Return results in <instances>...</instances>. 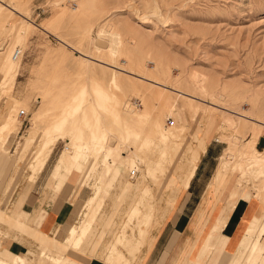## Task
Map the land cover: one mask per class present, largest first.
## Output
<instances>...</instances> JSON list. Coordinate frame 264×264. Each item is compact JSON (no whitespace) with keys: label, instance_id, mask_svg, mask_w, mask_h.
Instances as JSON below:
<instances>
[{"label":"rangeland","instance_id":"374dc122","mask_svg":"<svg viewBox=\"0 0 264 264\" xmlns=\"http://www.w3.org/2000/svg\"><path fill=\"white\" fill-rule=\"evenodd\" d=\"M0 6V44H7L6 49H0L5 50L0 55V197L4 199L0 202V217H5L0 219L2 223L10 225L7 218L12 216L16 229L31 230L30 224L38 219L37 212L31 222L20 210L21 197L11 209L19 191L15 185L24 172H30V181L32 174L36 173V178L55 149L50 162L54 165L40 195L43 198L50 195V201L58 206L69 203L75 216L85 199L91 197L93 201L83 222L76 221L68 229L89 226L88 231L94 232V238L98 237L96 250L101 247L105 251V261L123 231L134 232L137 227L139 231V222L142 226L149 225L151 213L160 210L172 189L181 193L188 187L206 142H213L222 155L215 161L218 165L207 195L218 201L230 177L232 183L210 227L205 226L207 220L202 208L203 215L194 228L208 229L204 236L197 237L199 245H194L188 253V264L200 249L202 263L206 264H230L236 258L238 264H264V0H0ZM20 20L26 21L27 26L24 25L30 30L22 41L11 31ZM100 30L105 31L102 38L98 37ZM91 37L109 46L115 42V57L111 52L102 54L94 50ZM18 49L22 55L21 69L10 78L9 65L13 64ZM112 58L117 67L114 62L111 65ZM86 60L90 61L89 65ZM126 68L131 69L129 72L154 76L166 84V90L159 91L140 82V74L139 80L131 79ZM156 90L164 92V96L158 97ZM98 96L109 99L100 103L96 111H90L91 117L72 113L78 104L90 107L91 99ZM23 103L26 106L22 107ZM130 106L142 116L148 110L153 112L165 131L178 128L184 137L168 159L162 160L159 149L142 154L144 166H140L141 172L138 170L134 181L129 180V171L119 168L108 178L109 186L106 185L111 191L102 202L92 190L102 168L89 155L92 134L105 125L121 138L126 134V125L133 121ZM42 107H46L45 111ZM20 111H25L27 116L19 117ZM55 117L63 118L64 133L62 130V139L46 157L44 146L48 139L43 137L38 147V133ZM147 119L143 116L144 135L152 132V123ZM76 120L81 136L68 133L69 125ZM167 120L174 122L173 127L166 125ZM132 136L135 138L127 140L131 145L138 140L137 133ZM80 144L86 157L71 170L80 173L78 185H72L69 179L63 183L62 178L52 183L61 174L68 176L62 159L67 151H74ZM166 147L170 152V145ZM230 156L234 160H229ZM250 167L261 171L257 182L244 180L242 176L245 168ZM121 172L120 181L129 180L130 184L119 196L113 186ZM7 179L10 182L5 184ZM59 185L62 190L55 193ZM175 195L168 199L170 207L176 203ZM140 197L145 199L143 208L140 214L133 213ZM240 199L248 203L251 199L258 201L260 208L253 220L242 221L237 234L230 239L220 232ZM136 217L133 226L129 220ZM33 235L44 246L56 241L37 231ZM61 245L58 242L60 252L70 249ZM42 250L43 246L38 251L31 250L27 257L34 262ZM238 251H243L242 256ZM118 257L111 263L105 262L121 264ZM20 261L17 256L14 263Z\"/></svg>","mask_w":264,"mask_h":264},{"label":"crops","instance_id":"0c3cea01","mask_svg":"<svg viewBox=\"0 0 264 264\" xmlns=\"http://www.w3.org/2000/svg\"><path fill=\"white\" fill-rule=\"evenodd\" d=\"M54 150L34 181H28L31 175L30 172H24L18 178L15 187L19 191L14 196L11 209H14V204L21 197L22 205L20 210L31 215L37 212L38 219L30 224L31 230L37 231L53 240L55 239L59 243L62 242V247L70 248L63 253L59 251L58 244L52 243L50 246L51 250L57 252L60 259L67 257L76 264H107L104 261L105 251L103 248L99 247L96 250L98 243L86 252L80 251L78 248L75 249L74 244L72 247L68 244L69 234L67 229L78 220L85 201L77 216H75L74 207L69 203H63L58 206L55 201H50V195L46 198L40 195L39 191L46 186L54 165H50ZM221 155L213 142H206L205 150L200 154L188 187L183 192L176 193V195L174 189H172V192L163 199V205H161L160 210L151 213L150 224L143 239L139 238L138 227L132 233L130 230L126 232L130 243L126 248H120L123 256H125L121 264H188V253L194 245H199L197 237L204 236L205 229H208L213 220L219 215L225 201V196L229 192V185L232 183V177H230L229 185L222 192L218 201L212 195H207L209 183L218 165H215V161ZM60 178H62L63 183L69 179L68 181L72 185H78L80 173L71 172L70 176L61 174L51 182L53 183ZM9 182L10 180L7 179L5 184ZM60 190H62L61 185L57 186L54 192L57 193ZM174 195L176 203L170 207L168 199ZM204 200H207V203H204ZM0 202H4L2 197H0ZM257 202L252 199L249 203L245 200H238L228 215L227 221L220 232L221 235L232 239L237 234L242 221L244 219L250 220L256 215L260 208L259 202ZM201 206L204 210L203 216L207 220L205 226L208 225V227H204L202 231H198L200 228L197 230L192 227V220ZM41 215H43L42 219L39 218ZM123 219L126 221L127 217L125 216ZM137 220L138 217L133 220V226H136ZM31 230L20 231L14 227L0 223V251H7L12 255H28V252L31 250L38 251L40 242ZM138 239L139 241L141 240L139 247ZM42 246L44 247V245ZM201 250L195 252L191 264H206V262L202 263Z\"/></svg>","mask_w":264,"mask_h":264},{"label":"bare ground","instance_id":"6f19581e","mask_svg":"<svg viewBox=\"0 0 264 264\" xmlns=\"http://www.w3.org/2000/svg\"><path fill=\"white\" fill-rule=\"evenodd\" d=\"M2 7V6H0ZM2 10V9H1ZM0 10V11H1ZM13 11V10H12ZM16 12V11H15ZM13 13V12H11ZM17 14V13H15ZM56 14V13H55ZM18 15V14H17ZM58 15V14H57ZM21 18V17H20ZM55 18V16H54ZM51 19V18H50ZM53 19V18H52ZM22 22H19V23H15L14 24V28L11 30L12 31V34L18 36V41H22L30 32V30H28V28L26 27L27 23L26 21L24 20H20ZM28 21V20H27ZM26 26H25V25ZM105 31L104 30H100L98 32V37L104 35ZM97 35V34H96ZM118 36V34L116 35ZM99 37V38H100ZM115 37V36H114ZM102 38V37H101ZM118 38V37H117ZM118 40V39H117ZM118 43V42H117ZM107 44V43H106ZM91 45L93 47L94 50H96L97 52L99 53H107V52H111V55L113 57H115V55L117 54V48L115 47V42L112 41V44L109 45H105L104 43H101L98 41L97 38H94V37H91ZM7 47V44L6 42L4 43H1L0 44V49L3 50L4 48L6 49ZM5 51V50H4ZM3 51V52H4ZM3 52L0 51V55L3 54ZM16 52H18V55H16ZM14 53V58H12V62L13 64H10L9 65V71H8V75L10 78H13L14 76H17L18 72L20 71L21 69V62H22V55H21V50L18 49ZM21 55V56H20ZM2 59V56L0 57V60ZM87 59V57H86ZM89 59V58H88ZM104 59V58H103ZM101 60V59H100ZM87 61V60H86ZM94 61V60H93ZM113 58H112V61L110 62L111 65L113 64ZM86 63V62H85ZM90 63V61H87V64ZM109 63V61H108ZM86 64V65H87ZM93 64H95V61L93 62ZM89 65V64H88ZM108 66V65H107ZM114 66L115 65V62H114ZM112 67V66H110ZM109 67V68H110ZM117 67V66H116ZM115 67V68H116ZM134 67V66H132ZM108 68V67H107ZM122 66H121V70H122ZM141 68V67H140ZM114 69V68H113ZM112 69V70H113ZM120 69V68H119ZM124 69V68H123ZM138 69V68H137ZM143 69V68H142ZM111 70V71H112ZM120 70V71H121ZM126 70H128L126 68ZM131 69H129L126 74L127 76H129L131 79H137L138 80L140 79L139 78V75L140 74V77H142V81L140 82H143V83H146V84H149V85H152L153 87H156L159 91L162 89V90H166V87L165 85H163L162 82H160L159 80H157L156 78H154V76H150L148 75L147 73L145 72H140L137 74L136 71H131L129 72ZM147 71V70H146ZM148 72V71H147ZM123 73H124V70H123ZM150 74V73H149ZM118 76V75H117ZM116 76V77H117ZM119 77V76H118ZM9 78V79H10ZM127 78V77H125ZM13 80V79H11ZM116 80V79H115ZM128 80V79H127ZM137 82V81H136ZM160 88V89H159ZM158 90H156V93L158 92L159 94L158 97L162 98V96H164L163 94H165L164 92H159ZM173 91V90H172ZM171 93V92H170ZM84 93H82V96H83ZM184 95V94H183ZM186 96V95H184ZM183 96V97H184ZM46 97L44 96V99ZM103 98V99H102ZM159 98V100H160ZM109 98H104L102 96H98L97 99H91V105L90 107H82L83 103L81 104H78L76 107H73V112H76L78 114H81L82 116H88L90 111L94 110L96 111V109L100 106V103H103L105 101H107ZM43 100V99H42ZM156 100V99H155ZM27 101V100H26ZM162 101V99L160 100ZM25 102V101H24ZM43 102V101H42ZM52 102V101H50ZM26 104V103H25ZM23 103V106L25 105ZM146 104V103H145ZM28 105V104H27ZM49 105V104H48ZM163 105V104H162ZM26 106V105H25ZM154 106H152L153 108ZM28 108V107H27ZM46 108V107H45ZM44 108V109H45ZM49 108V107H48ZM47 108V109H48ZM53 108V107H52ZM169 108V107H168ZM29 109V108H28ZM42 107L41 110L45 111ZM56 109V107L54 108ZM137 109V108H136ZM154 109H156L154 107ZM153 109V110H154ZM99 110V109H98ZM97 110V111H98ZM144 110V109H143ZM40 111V110H39ZM51 111V110H49ZM71 112V110H69ZM67 111V112H69ZM138 111V110H137ZM135 110L134 107H129V112L132 113V119L133 121L126 125V134H124L121 138L119 136H117L112 130H109L105 127V125L103 126H100L99 128L100 129H95L96 132L94 134H92V147L90 148L89 145V155L91 154L94 159L98 162V164H102V168H101V171H100V175L98 177V179L95 181V184H94V189L93 190V194H95V196H99L100 200L103 202L108 196H109V193L111 190H108V178L110 177H113L116 173L117 170H119V168L123 171H131L132 169H135V170H139V172H141L140 170V166L143 165L144 163V159L142 158V154H149V152L151 150H155V151H159V155L160 157L162 158V160H165V159H168L169 156H170V153L171 151L174 150L175 148V145L179 142V140L181 141V138L184 137V135L182 133H179L178 132V128H169L170 130L168 131H165L163 129V126H161V124L159 123L160 121L157 120L156 117H154L155 115L153 114V112H145V115H143L144 117L148 118L147 122H151V128H152V132L148 133V134H143V124H145V121H142L143 119V116L137 112ZM140 111V110H139ZM146 111V109H145ZM41 112V111H40ZM65 112V113H67ZM156 112V110L154 111ZM45 113V112H44ZM74 113V114H76ZM166 113V112H164ZM168 113V111H167ZM166 113V114H167ZM37 114V113H36ZM38 114H41V113H38ZM77 114V115H78ZM97 114V113H96ZM171 114V113H170ZM35 115V114H34ZM154 115V116H153ZM164 115V114H163ZM36 116V115H35ZM41 116V115H40ZM47 116V115H46ZM50 116V114H49ZM47 116V117H49ZM55 116V114H54ZM73 116V115H71ZM91 117V114L89 115ZM96 116V115H95ZM98 116V115H97ZM166 116V115H165ZM16 117V116H15ZM64 117V116H63ZM162 117V116H160ZM167 118V117H166ZM10 119V118H9ZM61 119L63 118H57L55 117L53 120H49L48 121V126L46 129H44L43 131H40L38 133L39 135V144H38V147L40 145V141L43 137H46L48 140H47V143H46V146L45 147V151H44V154L46 155V157L49 155V152L50 150L52 149V147H54L56 145V143H58L62 137L61 135V132L63 130V124H62V121ZM74 119V118H73ZM76 119V118H75ZM89 119V118H88ZM92 120V118H91ZM146 120V119H145ZM161 120V119H160ZM15 121V120H14ZM79 124H80V121H78ZM90 122V121H89ZM165 122V121H164ZM67 123V122H66ZM99 123V122H98ZM97 123V125H98ZM102 123V122H100ZM13 124V123H12ZM77 120L72 122L70 125H69V128H68V133L69 134H78L79 136H81V129L78 127L79 125H77ZM7 125V124H6ZM66 125V124H65ZM83 125V124H82ZM91 125V124H90ZM89 125V127H91ZM36 126V125H35ZM85 126V125H83ZM95 126V124H94ZM93 126V127H94ZM67 127V126H66ZM88 127V129H89ZM92 128V127H91ZM66 130V128H64ZM8 130V129H7ZM91 130V129H90ZM93 130V129H92ZM6 131V130H5ZM33 132V131H32ZM66 132V131H65ZM137 133L138 135V140L134 143V144H128L127 143V140L131 137H134L132 136L133 133ZM10 133V132H9ZM64 133V130L63 132ZM67 134V133H66ZM182 135V136H181ZM77 137V136H76ZM84 137V136H83ZM119 137V138H118ZM5 138V137H4ZM3 138V139H4ZM90 138H86L85 140L87 139H90ZM135 138V137H134ZM133 138V139H134ZM25 139V138H24ZM31 139V138H30ZM70 139V138H69ZM71 139H72V136H71ZM82 139V138H81ZM5 140V139H4ZM29 140V139H28ZM27 140V141H28ZM84 140V139H83ZM26 141V142H27ZM76 141V140H75ZM78 141V140H77ZM80 141V140H79ZM5 142V141H4ZM89 142V141H88ZM130 142V141H129ZM71 143V142H70ZM74 143V142H73ZM78 143V142H77ZM80 143V142H79ZM133 143V140L132 142ZM25 144V143H24ZM72 144V143H71ZM83 144V142H82ZM86 145V144H85ZM170 145V152L169 150L167 149L166 146ZM81 144H80V147L79 148H76L74 149V151H67L66 152V155L65 157L62 159V162L64 163V169H65V173H67L69 176H70V173H71V170H75V167L76 165L82 161L85 157L83 152H82V149H81ZM83 148V147H82ZM187 149V148H186ZM72 150V149H71ZM185 150V149H184ZM86 153V152H85ZM195 153V152H194ZM188 154V153H187ZM145 155V156H146ZM195 155V154H194ZM228 157V156H227ZM147 158V157H146ZM177 158V157H176ZM45 159V158H44ZM229 160L232 159V157L230 156L228 158ZM234 160V158L232 159ZM195 162V161H194ZM245 163V162H244ZM94 164V163H93ZM147 164V163H146ZM144 166V165H143ZM192 167V166H191ZM196 169V165L194 166V169L192 171V174L190 175L191 177L193 176L194 174V171ZM145 170V169H144ZM190 170V169H189ZM77 171V170H76ZM188 172V171H187ZM35 173V172H34ZM146 172H144L145 174ZM261 171L260 169H257L255 167H250V168H245L244 172L242 173V176L244 178V180H247L246 178L250 179V180H253V181H258L259 180V175H260ZM123 174V172H121L120 175H118L117 179H116V182L114 184V188L115 190L118 191V194L119 196L121 195V193L123 192L124 188L130 184V182L128 181H125V182H121L120 181V177L121 175ZM143 174V175H144ZM30 175V174H29ZM35 174H32L31 178H35ZM146 177V176H144ZM25 178V177H24ZM29 178V177H28ZM26 180V179H25ZM32 180V181H33ZM140 180V179H139ZM28 181H30L28 179ZM31 182V181H30ZM107 183V185H106ZM140 183V182H139ZM177 185V184H176ZM21 186V185H20ZM184 187V186H183ZM23 188V187H22ZM176 194V193H175ZM92 198H93V195H92ZM143 197H140L139 198V202L137 203V205L135 206V208L133 209V213H137V214H140L142 208H143V205L145 203V199L143 201L142 199ZM92 201L91 200V197L88 196L87 199H85V205H84V208L81 212V214L79 215V218L77 221H80V224L83 222V218H84V215L86 213V211L90 208L91 204H92ZM107 202V201H106ZM34 214L33 213L32 215L29 214V213H26L25 212V216L30 218V221H34ZM203 215V212H202V207L198 210L197 214L194 216V223L192 224V227H195L196 223L200 220V216ZM5 218V217H4ZM3 217H0L1 221L2 219H4ZM13 217L10 216V218L8 219L7 218V221L10 225H8L9 227H14V224L12 222V219ZM255 218V217H254ZM257 219V218H256ZM261 219V218H260ZM253 220V219H252ZM0 221V223H2ZM227 221V220H226ZM129 222H133L130 218ZM253 223V222H252ZM251 223V224H252ZM4 224V222H3ZM129 224V223H128ZM139 238L140 239H143V235L146 233V230L147 228L149 227V225H143L139 222ZM256 224V223H255ZM16 225V224H15ZM81 226V225H80ZM249 226H251L249 224ZM89 226L87 228L85 227H76V228H73V229H68L67 232L69 234V242L68 244H70V247L73 246V244L75 245V249L78 248L80 249V251H84L86 252L88 249H92V247L94 246V244L96 243L98 237L95 236L94 238V232L89 230ZM98 229V228H97ZM252 230V229H251ZM258 230V228H257ZM249 232V229L247 230ZM255 231V230H254ZM3 232V231H2ZM247 232V234H248ZM132 233V232H131ZM251 233V232H250ZM253 233V232H252ZM255 235V234H253ZM94 238V239H93ZM130 239L128 238L127 234L125 231H123L121 233V235L118 237L117 239V242L115 244V246L112 247V253L110 255V257H107L105 258V261L108 262V263H111L114 259V257H118V255L120 254V256L118 257L119 259L123 260L125 256H123V253L122 251L120 250V248H126L127 245L130 243L129 242ZM141 241V240H140ZM140 241L138 239V247L140 245ZM221 241V240H220ZM2 242V241H1ZM24 242V241H23ZM29 242V241H28ZM225 242V241H224ZM264 242V241H263ZM55 244H58V242L54 241ZM53 243V244H54ZM220 243V242H219ZM42 243H40V247H42ZM29 246V245H28ZM249 246V245H248ZM252 247V246H251ZM242 249V248H241ZM243 252V251H242ZM242 252L238 251L237 254L238 255H241L242 256ZM263 254V253H261ZM259 255V254H258ZM19 257L20 258V263H17V264H73L74 262H72L69 258L65 257V258H62L60 259V257L58 256V253L57 252H53L51 250V247L50 246H44L43 247V250L42 252H40V254L37 255V258L34 262H32L31 258H28L27 256L28 255H12L10 253H8L7 251H4V252H1L0 251V264H15L14 261L16 259V257ZM127 259V258H126ZM129 260V258H128ZM239 262V259L236 258V260L231 263V264H238ZM258 262V261H257ZM76 264V263H74Z\"/></svg>","mask_w":264,"mask_h":264},{"label":"built area","instance_id":"2783aa9c","mask_svg":"<svg viewBox=\"0 0 264 264\" xmlns=\"http://www.w3.org/2000/svg\"><path fill=\"white\" fill-rule=\"evenodd\" d=\"M16 55H18V52H16ZM26 116H27V113H26L25 111H20V113H19V117H23V118H25ZM166 125H167L168 127H173L174 122H173V121H170V120H167ZM137 177H138V171L135 170V169H132V170L129 172V180H130V181H134Z\"/></svg>","mask_w":264,"mask_h":264}]
</instances>
